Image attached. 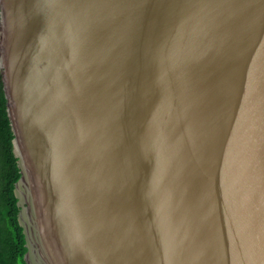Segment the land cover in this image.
I'll return each instance as SVG.
<instances>
[{
	"label": "water",
	"instance_id": "water-1",
	"mask_svg": "<svg viewBox=\"0 0 264 264\" xmlns=\"http://www.w3.org/2000/svg\"><path fill=\"white\" fill-rule=\"evenodd\" d=\"M27 264H264V0H0Z\"/></svg>",
	"mask_w": 264,
	"mask_h": 264
},
{
	"label": "trees",
	"instance_id": "trees-1",
	"mask_svg": "<svg viewBox=\"0 0 264 264\" xmlns=\"http://www.w3.org/2000/svg\"><path fill=\"white\" fill-rule=\"evenodd\" d=\"M13 138L0 69V264H27L28 248L19 222L20 207L15 194V184L21 173L13 150Z\"/></svg>",
	"mask_w": 264,
	"mask_h": 264
}]
</instances>
